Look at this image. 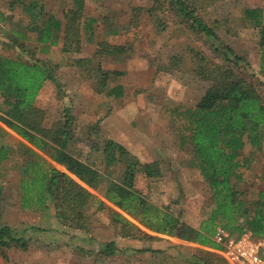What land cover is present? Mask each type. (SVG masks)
Listing matches in <instances>:
<instances>
[{
	"label": "rangeland",
	"instance_id": "374dc122",
	"mask_svg": "<svg viewBox=\"0 0 264 264\" xmlns=\"http://www.w3.org/2000/svg\"><path fill=\"white\" fill-rule=\"evenodd\" d=\"M9 1L0 0V16L9 18L6 22L0 20V54L50 61L54 80L44 84L36 105L45 112L47 128L59 127L66 113L73 119L75 138L66 149L100 171L103 179L93 190L95 195L105 200L108 181L123 178V165L108 166L104 153L93 147L103 144V138H110L126 146L141 162L160 163L159 177H146L142 170L137 173V190L198 227L214 206V199L190 145L187 111L195 107L210 82L190 70V57L194 51H203L217 62L231 64L264 99V47L260 45L264 0H203L204 21L242 58L237 66L227 61L205 33L190 31L172 0H80L85 15L99 20L91 35H83L87 46L80 53H65L61 45L41 51L35 42L26 50L10 46L3 30L12 27L10 19L23 22L26 15L22 5L12 9ZM45 1L47 8H56L51 10H56L59 17L75 6V0ZM128 23L129 28H125ZM107 24L110 28L118 24L122 29L117 35H108ZM103 39L124 45L123 55L105 61L96 56L97 45ZM176 54L185 56L186 66L173 67L172 57ZM84 56L93 58L92 67L101 64L119 72L109 84L111 88L120 86L121 91L101 92V77L73 64L74 58ZM4 100L0 96V114L6 107ZM22 143L28 144L10 129L0 138V145L11 149L9 157L0 163V222L19 230L29 247L0 248V264H206V258L213 264H229L223 247L214 249L162 234H154L156 239L121 236L111 221L112 210L118 208L109 201L100 208L96 202L91 204L86 229L65 225L52 201L46 208L23 207L20 181L27 156ZM40 153L54 163L49 153ZM242 154L249 157L250 167L242 169L247 181L238 187L255 200L264 188V139L258 147L248 144ZM111 242L113 250L106 247ZM156 248L168 251L164 254L157 249L156 253Z\"/></svg>",
	"mask_w": 264,
	"mask_h": 264
},
{
	"label": "trees",
	"instance_id": "16d2710c",
	"mask_svg": "<svg viewBox=\"0 0 264 264\" xmlns=\"http://www.w3.org/2000/svg\"><path fill=\"white\" fill-rule=\"evenodd\" d=\"M74 3L75 6L64 10L60 18L47 11L45 0H10L12 9L22 5L26 19L23 22L10 19L12 27L3 30L11 41L9 45L26 50L35 42L41 51L61 45L65 53L82 52L83 35H91L99 20L85 15V6L80 0ZM202 3L203 0L171 1L191 32L205 33L227 61L240 65L242 58L219 39L213 26L204 21ZM4 17L1 14L0 20L8 21L9 18ZM110 26L107 24L106 27L108 35H117L122 29L118 24H113V28ZM129 26L130 23L124 25L125 28ZM260 45L264 47V26L260 29ZM125 50L124 45L103 39L99 41L95 55L102 59L119 58ZM184 59V55L176 54L171 63L178 69L184 64L186 66ZM72 61L101 77V92L121 91L120 86L111 88L109 84L119 72L101 64L92 67V57H79ZM247 66L250 67L248 62ZM51 67L50 61L0 54V96L5 98L6 106L0 114V138L10 129L28 142L22 143L27 156L20 181L23 207L36 205L46 208L48 201H52L58 218L65 225L86 229L91 204L96 202L100 208L109 201L118 208L112 210L111 221L118 226L121 236L156 239L154 234H162L214 249L222 247L215 240L219 230L225 231L235 241L246 233L254 238L264 237V188L253 200L238 187L247 181L242 169L250 167V159L243 156L242 151L248 144L260 146L264 139V99L234 66L217 62L203 51H194L190 57V70L210 82L195 107L187 111L191 125L190 145L214 199V206L198 227L186 223L169 208L151 202L137 190V173L142 170L146 177H159L162 172L160 163L141 162L126 146L110 138H103V144L93 147L104 153L108 166L123 165V178L122 181H108L105 200L95 195L93 190L103 179L100 171L66 149L68 142L75 138L73 119L66 113V120L59 127L47 128L44 125L45 112L36 105L44 84L54 80ZM96 134L99 136L98 130ZM10 150L9 146L0 145V163L9 157ZM40 152L49 153L54 163ZM2 198L0 186V202ZM140 233L142 235L138 236ZM13 246L28 249L29 241L19 230L0 222V248ZM106 247L113 250L114 244L111 242ZM154 251L159 252L157 249ZM205 262L213 264L209 258Z\"/></svg>",
	"mask_w": 264,
	"mask_h": 264
},
{
	"label": "built area",
	"instance_id": "2783aa9c",
	"mask_svg": "<svg viewBox=\"0 0 264 264\" xmlns=\"http://www.w3.org/2000/svg\"><path fill=\"white\" fill-rule=\"evenodd\" d=\"M215 240L223 247L229 264H264V237L254 238L246 233L235 241L219 230Z\"/></svg>",
	"mask_w": 264,
	"mask_h": 264
},
{
	"label": "crops",
	"instance_id": "0c3cea01",
	"mask_svg": "<svg viewBox=\"0 0 264 264\" xmlns=\"http://www.w3.org/2000/svg\"><path fill=\"white\" fill-rule=\"evenodd\" d=\"M46 8H47V6H46ZM51 8H54V7H53V6H49V8H47V11L51 12V11H52ZM54 9H56V8H54ZM52 13L55 14V13H56V10H55V11H52ZM62 17H63V16H62ZM60 18H61V17H60ZM84 46H87V45H85V42L83 43V47H84ZM95 51H96V50H95ZM84 57H85V56H84ZM103 59H104V61H105V60L110 59V57H105V58H103ZM156 249H161V248H156ZM161 250L163 251L164 254L167 253V251H168V250L165 251L164 249H161ZM167 255H168V254H167Z\"/></svg>",
	"mask_w": 264,
	"mask_h": 264
}]
</instances>
